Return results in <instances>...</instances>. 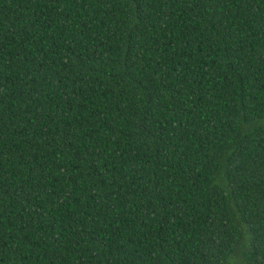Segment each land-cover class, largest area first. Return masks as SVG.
<instances>
[{"label":"trees","instance_id":"1","mask_svg":"<svg viewBox=\"0 0 264 264\" xmlns=\"http://www.w3.org/2000/svg\"><path fill=\"white\" fill-rule=\"evenodd\" d=\"M0 264H264V0H0Z\"/></svg>","mask_w":264,"mask_h":264}]
</instances>
